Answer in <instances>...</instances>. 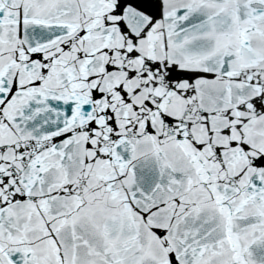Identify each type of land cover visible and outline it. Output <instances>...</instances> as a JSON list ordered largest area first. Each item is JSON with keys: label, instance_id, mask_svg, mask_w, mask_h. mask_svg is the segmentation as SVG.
<instances>
[{"label": "snow or ice", "instance_id": "6c2138e0", "mask_svg": "<svg viewBox=\"0 0 264 264\" xmlns=\"http://www.w3.org/2000/svg\"><path fill=\"white\" fill-rule=\"evenodd\" d=\"M0 264H264V0H0Z\"/></svg>", "mask_w": 264, "mask_h": 264}]
</instances>
